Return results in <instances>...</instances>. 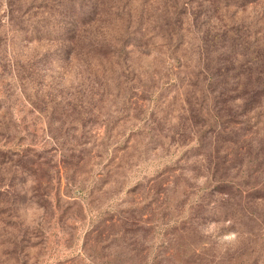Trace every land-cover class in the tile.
Instances as JSON below:
<instances>
[{"label": "rangeland", "instance_id": "1", "mask_svg": "<svg viewBox=\"0 0 264 264\" xmlns=\"http://www.w3.org/2000/svg\"><path fill=\"white\" fill-rule=\"evenodd\" d=\"M238 1L0 0V264H199L191 241L264 264L261 218L237 239L198 217L224 178L263 191L264 107L226 90L264 81V0ZM208 142L242 168L207 172Z\"/></svg>", "mask_w": 264, "mask_h": 264}, {"label": "trees", "instance_id": "2", "mask_svg": "<svg viewBox=\"0 0 264 264\" xmlns=\"http://www.w3.org/2000/svg\"><path fill=\"white\" fill-rule=\"evenodd\" d=\"M209 1H211V6L208 7L207 11H209L210 13H214V14L216 13L218 15H222V11L224 9L226 10L229 7H237L239 3L238 0H219V1L207 0L208 3ZM72 18L80 22L83 20L82 17L80 19L76 18V15L72 16ZM64 37L69 38L68 35H65ZM70 39H71V42H76L77 41L76 34L72 33ZM218 83H220L221 87H225L224 85L227 84V82L223 80L218 81ZM232 83H235L236 85L233 88H230L229 90H226L225 88H223V91L226 90V91H230L233 93L231 100L234 103H237L240 105L238 107L241 110L240 116H246L251 111H256L264 107V81L237 80ZM202 93L205 94L206 92H202ZM203 98L206 104L210 102L208 100L209 98H207L205 95ZM225 110L226 108L222 107V109L219 110V112L222 114L223 111ZM212 146H213L212 143L208 142L206 144H203L201 148L197 147L195 148V151L193 150L194 151L193 157L195 158L204 156L205 153L209 155L210 162H209V165L205 168L207 172L211 170L213 174L214 172L219 171L218 160H216V158L214 157H210L211 152L216 153L217 156L220 155L221 153L222 154L225 153V156L223 157L224 160L222 161L223 165H225L227 161L230 163H236V166H234V168L237 171H239L242 168V165L240 163L241 159H236L235 155L232 157V160H226L228 155H232V151L236 147V143L228 142L221 148H217L216 146L212 147ZM226 175L228 174L227 173L223 174V176H226ZM205 177H208V174ZM231 179L232 177L229 178V180L228 178H224L222 183H220V185H218L214 189V194L213 193L209 194V197L211 196V194H213L214 196H218L219 200L212 201V202L211 200L207 201L204 208H208V210H206V212L205 210L204 211L202 210V212H200L198 217H201L200 219L208 224L222 223V224L230 225V227L226 228V231H229V230L233 231V234L237 237V239H240L243 236V232H240L239 229L242 228L244 225L253 224V227L257 226V221H259V219L261 218L262 220L260 221L261 222L260 225L264 226V213L259 215V211L264 209V206H262L264 205V182H263V188H262L263 191H261L259 189L254 188L255 186H252L253 184L249 182L250 179L252 178H250L249 180L246 179L243 185L245 187H253V188H250L251 190L249 191L251 192L245 193V196L242 197L241 193L239 194L233 191V186L230 184ZM198 217H193V218H195V220L196 219L198 220L199 219ZM179 231H181L183 235H186V233L191 234V232H193V227L191 226L187 228L182 227ZM246 234L249 237L253 238V235H254L253 232H248ZM252 243H253V240H250L251 245ZM190 245H191L190 248L192 250L191 258L195 259V261H197V263L199 264H204V263L206 264H232V262L235 259H238L239 257L245 254V251H241L240 247H235V249L233 250L232 249L233 247L226 246L224 249L225 250L224 256L218 257V256L210 255L209 253V256L202 258L200 257V255H198L199 251L196 248L198 246H195L193 244V241H191ZM173 258H174V255L169 254L166 257V259L160 260L158 264L171 263ZM216 261H219V262L216 263ZM253 264H257V262H254Z\"/></svg>", "mask_w": 264, "mask_h": 264}]
</instances>
